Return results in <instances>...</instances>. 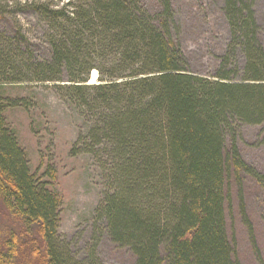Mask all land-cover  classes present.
Instances as JSON below:
<instances>
[{"label":"trees","instance_id":"trees-1","mask_svg":"<svg viewBox=\"0 0 264 264\" xmlns=\"http://www.w3.org/2000/svg\"><path fill=\"white\" fill-rule=\"evenodd\" d=\"M15 4L44 22L49 51L38 58L16 27L0 30V214L9 218L0 264H80L58 238L55 165L31 170L6 121V109L26 105L2 87L23 82H53L91 119L78 144L106 156L96 213L133 264H240L228 225L233 190L264 182L239 148L243 126L264 129V45L252 3L224 0L230 40L212 78L189 72L172 0ZM7 6L0 0V20ZM93 69L98 83L87 84Z\"/></svg>","mask_w":264,"mask_h":264},{"label":"rangeland","instance_id":"rangeland-1","mask_svg":"<svg viewBox=\"0 0 264 264\" xmlns=\"http://www.w3.org/2000/svg\"><path fill=\"white\" fill-rule=\"evenodd\" d=\"M16 1L19 0H8L0 20V30H5L8 35L16 27L25 36L23 46L31 50L32 55L47 58L49 50L44 22L34 13L20 11ZM46 1L56 7L67 2ZM248 1L252 3L258 26V41L264 45V0ZM172 2L178 23L177 36L188 61L189 72L212 78L210 76L218 58L225 52L230 40L228 23L223 14L224 0ZM243 62V55L237 52L235 65L242 68ZM52 84L23 82L6 84L2 88L6 96L25 99L26 107L8 108L4 114L25 149L31 170L47 163L56 167V189L62 201L58 238L69 251L64 256L80 264H133L126 248H118L110 242L105 230L106 222L96 213L106 190V172L103 169L106 156L95 157L78 144L79 137L86 134L91 119L58 94ZM262 128L243 126L239 148L244 160L264 174V144L258 142L264 137ZM73 144L76 148L71 152ZM7 220L6 212L2 211V227H8ZM228 225L239 263L264 264V182L259 184L254 179H248L238 195L233 190Z\"/></svg>","mask_w":264,"mask_h":264},{"label":"bare ground","instance_id":"bare-ground-1","mask_svg":"<svg viewBox=\"0 0 264 264\" xmlns=\"http://www.w3.org/2000/svg\"><path fill=\"white\" fill-rule=\"evenodd\" d=\"M181 48H182V46H181ZM182 51H183V49H182ZM90 74H91V78L89 77V80H88L87 84H97L98 81L94 82L95 81V78L97 79V77H98L97 70L96 69L91 70ZM66 83L67 82H63V84H66Z\"/></svg>","mask_w":264,"mask_h":264}]
</instances>
